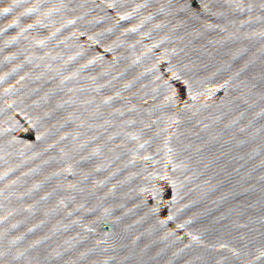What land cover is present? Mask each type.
Returning a JSON list of instances; mask_svg holds the SVG:
<instances>
[{"label": "water", "instance_id": "1", "mask_svg": "<svg viewBox=\"0 0 264 264\" xmlns=\"http://www.w3.org/2000/svg\"><path fill=\"white\" fill-rule=\"evenodd\" d=\"M0 264H264V0H0Z\"/></svg>", "mask_w": 264, "mask_h": 264}]
</instances>
